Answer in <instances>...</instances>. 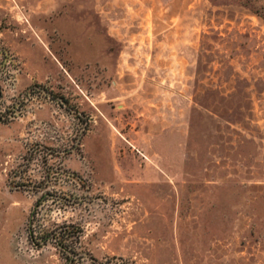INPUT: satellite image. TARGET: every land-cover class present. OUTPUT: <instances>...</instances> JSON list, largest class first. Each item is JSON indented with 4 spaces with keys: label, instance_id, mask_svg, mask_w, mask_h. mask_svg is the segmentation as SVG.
<instances>
[{
    "label": "rangeland",
    "instance_id": "1",
    "mask_svg": "<svg viewBox=\"0 0 264 264\" xmlns=\"http://www.w3.org/2000/svg\"><path fill=\"white\" fill-rule=\"evenodd\" d=\"M0 264H264V0H0Z\"/></svg>",
    "mask_w": 264,
    "mask_h": 264
}]
</instances>
